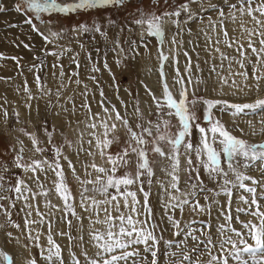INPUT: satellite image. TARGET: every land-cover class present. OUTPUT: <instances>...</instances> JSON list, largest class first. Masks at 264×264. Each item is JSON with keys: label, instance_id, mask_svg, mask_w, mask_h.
Returning a JSON list of instances; mask_svg holds the SVG:
<instances>
[{"label": "snow or ice", "instance_id": "6c2138e0", "mask_svg": "<svg viewBox=\"0 0 264 264\" xmlns=\"http://www.w3.org/2000/svg\"><path fill=\"white\" fill-rule=\"evenodd\" d=\"M129 2L131 0H22V3L15 4V11L22 12L27 17L25 23L48 44L53 42L50 37L62 38L63 29H53L54 16L89 10L102 12L106 6L123 8ZM151 2L158 4L159 0ZM192 4H197L199 11L194 12L190 7ZM209 10L217 16L215 21L211 16L208 19L213 32L219 28L213 43L214 51L219 54V64H211L204 75L199 62L194 64L190 53L184 50L185 63L181 72L180 50L169 48L165 52L164 45L182 48L183 42L177 36L182 31L192 32L191 28L184 26L195 21L202 23L200 12ZM4 11L5 6L0 4V13ZM136 11L140 15L133 23L144 28L141 34L143 47L150 48L145 37L159 39L156 57L159 61L158 88L153 90L140 81L148 98L143 108L139 100H134L129 110L128 103L119 97L121 107L117 108L108 99L100 81L91 75L88 79L94 83L99 95L94 105L92 99L96 93L78 78V71L66 74L60 63L72 49L57 45V50H42L43 56L55 58L50 67L60 69L59 77L62 79L67 75L68 82L83 85V91L79 93V104L68 96L67 103L71 107L60 104L58 110L52 112L53 106L49 103L44 114L39 107L35 109L43 138L36 131L13 129L28 137L31 148L18 135L15 143L6 142L7 152L13 156L11 168L0 160V213L5 217L0 223V235L3 236L0 264H145L149 257V264H162L164 255L169 257V264H201V257L205 254L209 257L207 264H232L233 261L235 264H264V142H250L244 138V129L238 126L242 135H235L223 121L224 115L235 123L242 115L260 113L259 128L251 119L247 121L251 130L249 135L264 136V98L251 103H236L204 95L219 93L227 96L229 93L224 92L226 86L233 90L231 95L246 94L245 89L259 91L260 81L264 80V0H217L216 3L208 0L207 5L204 0H185L175 10L160 14L144 13L139 6ZM182 13L184 20L180 19ZM43 14H48L47 20L43 19ZM245 16L249 18L248 22L243 19ZM34 20L49 26L47 34ZM225 21L239 22L240 38L229 36ZM169 22L177 29L171 38L166 30ZM108 23L115 24V21L109 20ZM248 23H252V27ZM72 31L78 34L94 32L107 38V32L96 23L91 26L80 24ZM205 37L211 42L206 32ZM242 41H246L247 47ZM115 44L112 51L119 48L123 53L119 40ZM220 44L233 49L236 55L221 51L216 46ZM24 47L29 48V45ZM79 47L83 49L84 44L80 43ZM129 52L133 61L141 55L137 41L129 42ZM78 56L79 53H75L70 57L77 69L80 67ZM6 58L0 53V59ZM85 58L92 61V53L87 52ZM128 58L127 55L118 58L117 66L122 65L127 70L123 61ZM11 59L20 66L19 58L13 56ZM34 59L40 62L32 64L29 71L34 72L39 92L49 96L51 89L46 90L39 75L45 62L39 57ZM170 60L173 67L171 79L165 71V64ZM103 68L115 81L106 59ZM100 70L93 63L91 71ZM53 75H57L56 72ZM73 77L77 78L73 81ZM236 77L240 80L237 81ZM249 79L252 83H248ZM64 87L61 82L56 91L57 98L62 95ZM112 87L119 91L115 83ZM23 90L29 101L25 107L31 110L30 102L39 97L32 94L27 80ZM94 107L99 111L94 112ZM0 111H3L6 126L7 110L0 105ZM198 111L203 115L198 116ZM13 115L20 123V113L14 112ZM49 115L53 118L51 126ZM82 124L88 130L87 140L84 139L85 132L78 131ZM62 128L77 133L74 148V142L61 131ZM57 136L59 140L55 139ZM68 148H72L71 154L66 153ZM222 155L226 158L223 165ZM97 156L102 163L96 162ZM158 171L161 175L157 174ZM252 171L259 172V177L249 174ZM182 175L187 178L182 180ZM12 179H15L14 184ZM154 195L161 207L160 218L155 216L151 203ZM52 196L60 203H53ZM221 196L224 197L223 204L217 199ZM3 201L9 203L6 205ZM18 203L19 212L23 213V228L12 219V209L17 208ZM186 211L189 215L208 218L215 211L216 223L213 224L211 219L198 222L177 218V212L183 217ZM197 223L205 226L193 227ZM164 224L168 225L167 229ZM8 226L22 232L29 241L21 245L23 252L15 250L13 241L20 244V238L8 230ZM168 230L173 237L183 236V239L165 240L163 233ZM58 238L66 239L67 243L58 242ZM189 239L195 242L191 246L188 245ZM162 242L167 246L164 251L160 247ZM33 248L37 250L35 253ZM173 248L178 250L172 251ZM214 249L219 254H213ZM192 253L196 256L193 257Z\"/></svg>", "mask_w": 264, "mask_h": 264}, {"label": "rangeland", "instance_id": "374dc122", "mask_svg": "<svg viewBox=\"0 0 264 264\" xmlns=\"http://www.w3.org/2000/svg\"><path fill=\"white\" fill-rule=\"evenodd\" d=\"M15 1H16V3H22V0H15ZM204 1H207V0H204ZM61 2H64V0H61ZM184 2H185V0H167V3H165V0H159L158 4H154L151 2V0H143V3L141 4L140 0H131V2H129L127 4V6L123 7V8L107 6L105 8V10L102 12H97L95 10H89V11H82L80 13L72 14L69 16H65L64 14H59L58 16H54L55 24L53 25V29L56 31H60L61 29H63L62 38H54V43L53 44H51V43L46 44L42 48V50L45 48L47 50H50V51L51 50H57V45H60L64 48H65V46H67V48H71L73 55L75 53H79L78 60L80 63V67H79V69H77L76 66L72 63V61L71 60L69 62L66 61V59H65L66 57H65L62 60V62H60V63L63 64L64 71L66 73L69 74L72 71L80 72V71H82V68H84V71L89 73L88 76H91V75L96 76L97 80L100 81L101 86L104 87V90H105V93H106L108 99L113 104H115L117 106V108H119V105H120L118 102L119 100L117 101L119 104L118 105L116 100H115L116 98L113 97V94L116 97H119V99L126 101L129 105V110H131V107H132L134 100H139L140 101V107L143 108V105H142V102L140 99V93H139L140 81H143V73L141 71V58H140L141 55L136 59V61H133L131 59L132 54L129 52V42L130 41H137V46H138L139 52H140L141 47H143V44L141 42L140 32H139V29L143 28V27L137 26L133 23V21L136 18H139V15H140V13L136 11V8H137V6H139L141 11H143L144 13L155 12L156 14H160L164 11H173V10H175L176 6H178ZM0 4H2V0H0ZM4 13H7V11L2 12L0 15H2ZM20 13H22V12H20ZM28 15L31 16L32 14L29 13ZM43 19L47 20L48 14H43ZM180 19L181 20L185 19V16L183 13L181 14ZM109 20L115 21V24H109L108 23ZM34 23H36L38 28H39V26L43 25L42 23H40L39 20H34ZM93 23L100 25L102 28V31L107 32V38L101 36L99 33H94V32L75 35V33L72 31V29L74 27H77L80 24H87V25L91 26V25H93ZM190 23H192V22H190ZM16 25H18V24H14V26L13 25H11V26H13V28H15ZM121 29H123V31H121ZM4 30L5 29H3L2 31H4ZM2 31H1V33L4 36L5 32H2ZM172 31H173V34H175L177 29L173 26ZM42 32H45L47 34V31H42ZM93 36L95 37V39L92 38ZM181 37H182V35L180 34L177 37V39L181 40L180 39ZM145 39L148 42L152 41L151 39L156 40V42H158V44H159L158 38L146 37ZM116 40H119L120 48L124 49L123 53H120L119 48L116 49V52L112 51V49L114 47H116V44H115ZM80 43L84 44L83 49H81L79 47ZM43 44H44V41H43ZM15 46H16V44H15ZM16 48H17V46H16ZM185 48H187V47H185ZM96 49H99V52H97ZM87 52L92 53V56H93L92 61L86 60L85 57H86ZM66 55H69V53H66ZM125 55H127L129 57L127 60L123 61V63L128 66L127 70H125V68L122 65L117 66V64H116V60L118 58L123 59V57ZM4 56L7 57L4 60L8 61V60H12L11 57H13L15 55H12V56L4 55ZM15 57L20 59V66L18 67L16 62L14 60H12L14 63V68H15V70H14L15 73H13L14 74L13 77L12 78H10V76L8 78L3 77L4 79H0V82L2 81L3 83H7V82L9 83V82H12L13 79H15V81L17 83L20 82L21 87H23L22 85H24V81L27 80L28 72L30 75H31V73H33L32 71H29V68L34 63L39 64L40 60L34 59L32 61V64H30V63L25 64L24 58H22L21 55H19V56L16 55ZM34 57H39L40 59L44 60V62H45L44 66L39 70V75L41 76V83L43 85H45L46 74H47V72L50 71V70H48V66H49L48 60L51 56L45 57L42 55V52H41L40 54H38V53L34 54L33 58ZM105 59L107 60L109 67L112 70V74L115 75V81H113L112 75L109 73V71L103 68V62ZM1 60H3V59H0V61ZM198 62H199V60H198ZM93 63H95L97 67H100L101 70L99 72H92L91 71V67H92ZM23 69H26V71H28V72L24 73ZM68 69H70V70H68ZM54 71L57 73V71L60 72V69L56 68V69H54ZM1 74H2V72H0V75ZM53 81H54V85L51 86V88H50L51 89V95L44 96L42 93L39 92V89H37V92L35 94H33L34 96H37L39 98L32 100L30 102L32 104V109L30 111L28 110V108L25 107V104L28 103L29 101L25 97V94L22 93L24 99H20L19 101L21 102V104H20L21 108L24 110L25 115L28 117V119H26L27 121L20 118V123H17L16 117L13 115V113L15 112L13 110V108H10L11 109L10 113L8 112L9 107H12L11 104H9L7 102V99H5V100L2 99L5 102H3L0 99V105H3L4 109H6L7 113H8L7 125L5 126V124L0 121V160L4 161L9 166V168H11V166H12L13 154L11 152H7V143L6 142L15 143V137L18 135L20 137V139H22L24 141L25 145L28 148H31V143H30L28 137H26L22 132L13 131V129L23 128L28 132L36 131L37 135H39V136H41V138H43L42 133L40 132L39 122L35 118V116H36L35 109L37 107H39L40 112L42 114H44L45 106L50 103L53 106L51 111L55 112V110L58 109V105H60V104L65 105L64 95H66L68 90L73 89L72 84L68 82V78L66 80L65 77H63L62 79L60 78L59 81H58V78H56V79L54 78ZM89 81L91 83H93L91 80H89ZM27 82H28V85H30V82L28 80H27ZM61 82L64 83L65 87L63 89H61L62 95L59 98H57L56 91L60 87ZM65 83H67V84H65ZM114 83L119 86L118 92H116L112 87V85ZM93 85H94V83H93ZM107 85L109 86L108 88H110V90L113 92L112 96H111L112 98L106 92ZM16 88H18V84H17ZM92 88L96 90L95 85ZM15 90L17 92H21V90H17V89H15ZM123 90H126L128 93H131L130 98L128 100H126L125 98H123L121 96V92ZM75 93L77 95H79L80 92L78 90H76ZM198 94H204V93H198ZM204 95H212V94L209 93V94H204ZM2 98H4V96ZM261 98H264V96ZM229 100L232 102H236V101H233L231 99H229ZM79 103H80V101H79ZM236 103H240V102H236ZM247 103H251V102H247ZM197 107L199 108V105ZM30 112H31V117H32L31 119H29V116H28L30 114ZM0 113H1V115L4 116L3 111H0ZM197 115L202 116L203 113L198 111ZM259 115H260V113L249 114L248 116L242 115L241 117L236 118L235 123H233L230 126H227V125L226 126L229 129L233 130V133L237 136L242 135V133L237 130V126L239 128L244 129V138L249 139L247 137V133H248L247 131L250 129L248 127L247 121L251 118V120L254 123V121H255L254 118L259 116ZM244 121H245V123H244ZM52 122H53V118L51 117V115H49V125L50 126H51ZM255 125L257 128H259L261 126L259 122L258 123L256 122ZM6 131L8 132L7 136H5ZM61 131H63L65 133V135L74 142L73 143V145H74L75 139L73 138V136L70 135V133H68L67 130L61 129ZM55 139L59 140L60 137L57 136V137H55ZM249 141L259 143V142H264V138H262V139H257V138L249 139ZM193 142L195 143V132L193 135ZM68 149H66V153H67ZM115 150L116 149L114 147L113 151H115ZM26 155H30V153L26 152ZM225 159L226 158H224L222 155V165L224 164ZM193 161L195 163V161H196L195 156H193ZM157 174L161 175L159 173V171L157 172ZM201 174L203 176H205V178H206V173H204L202 171ZM249 174L256 176V177H259V175H260L259 172H257V171H252ZM5 175L8 176L9 173H5ZM186 178L187 177L184 176V179H186ZM11 183L14 184L15 179H12ZM246 183H250V182H246ZM72 184H73V190L75 191V182L73 181ZM5 187L6 188L8 187L7 183L5 184ZM209 187H211V185H209ZM6 195L11 196L12 194L6 193ZM234 196H235V193H234ZM234 196H233V200L235 199ZM217 199H220L222 204L224 203V197L223 196L218 197ZM3 203H5L7 205L9 203V201H3ZM151 203H152L153 208H154L155 216L157 218H160L162 215V213L160 211L161 207L157 204V201L155 200V195L152 197ZM201 203H204V201L201 200ZM19 208H20V205L18 203L17 208L12 209V213H13L12 219L14 221H16L17 223H20L21 227L23 228V221L21 219V217L23 216V213L19 212ZM184 215H183V217H181L179 212L176 213L177 218H181L184 221H187L186 218L187 217L190 218L189 216H191V219H189V220H196L199 222V221L211 219L212 223L215 224L216 223L215 217L217 214L215 211H213V216L211 218H208V217H204V216H198L196 214L189 215L186 211L184 213ZM244 218L245 217L243 216V214H241V219H244ZM4 219H5V217L3 216L2 213H0V223H3ZM160 222L163 223V221H160ZM163 226L166 229L168 228L167 224H164ZM204 226L205 225H202L200 223L193 225V227H197V228L204 227ZM8 230L13 231L14 235L18 234L20 236V238H22L23 244L29 243V241L25 238V235L22 232L11 228V226H8ZM197 234H199V233H197ZM163 235H164L165 240H169V239L182 240L183 239V236L173 237L171 234V230L165 231L163 233ZM58 242H60L59 239H58ZM194 243L195 242H193L189 239V241H188L189 246H191ZM13 246L14 247L17 246L15 241H13ZM0 247H3V236L2 235H0ZM160 247H161V251H164L167 246L165 244H163V242H162ZM16 249H18V248H15V250ZM18 250H16V251L17 252H23L22 249H20L19 251ZM171 250L177 251L178 249L173 248ZM36 251L37 250L35 248L32 249L33 253H35ZM213 254H219V253L214 249ZM145 255H147V254H145ZM192 255H193V257H195L196 253H192ZM172 259H176V258L173 257ZM208 259H209V257L207 254L203 255L201 257V264H207ZM149 261H150V257L148 260L145 261V264H149ZM162 264H169V257L167 255L163 256ZM232 264H235V262L233 261Z\"/></svg>", "mask_w": 264, "mask_h": 264}, {"label": "bare ground", "instance_id": "6f19581e", "mask_svg": "<svg viewBox=\"0 0 264 264\" xmlns=\"http://www.w3.org/2000/svg\"><path fill=\"white\" fill-rule=\"evenodd\" d=\"M212 3H216L217 0H211ZM205 5H207L208 0L204 1ZM2 4L5 6V9L7 11V13H4L2 15H0V33L3 29H5L2 32H5V35L3 36V34H0V52L3 53L4 55H21L22 58H24L25 64L30 63L32 64V61L34 60L33 55L38 53L40 54L42 52V48L46 45L45 42L43 44V40L42 38L34 31H32L30 25H28L27 23H25L26 17H24L21 13H18L15 11V4L16 1L15 0H2ZM190 7L192 8V10L195 11H199V6L197 4H192L190 5ZM1 14V13H0ZM201 16H203V22H192L189 25H185L184 27L186 28H191L192 32L191 34H189L186 31H182L180 34L182 35V37L180 38L181 41L183 42L182 48L179 45H170V44H165L164 45V51L167 52L169 48H173V49H179L180 50V55H179V67L181 69V72H183V65L185 63V58L182 54V52L184 50H187L190 55L192 56V60L193 63H197L199 60V64H200V68L203 70V74L206 75L208 73L209 70V66L211 64H219V54L216 53L214 51L213 48V43L215 41V39L217 38V35L219 33V28H217L216 32H213V30L209 27V19L208 17L211 16V19L213 21H215L217 19V16L215 15L213 10H209V12H200ZM246 22L249 21L248 17H244L243 18ZM228 32H229V36L230 37H236V38H240L241 36V32H240V27H239V22L233 24L231 21H225ZM14 24H18L16 25L15 28H13ZM13 25V26H11ZM249 27H252V23H248ZM2 27V28H1ZM49 26L47 24H43L41 26H39V29L41 31H47V28ZM201 29H203L204 31H201ZM233 29H235V31H233ZM166 30H167V36L168 38H171V36L173 35V26L171 24V22L166 24ZM140 32V36L141 34L144 32L143 28L139 29ZM205 32L207 33V35L209 37H211V42L206 41V37H205ZM75 35H78V33H75ZM246 35V34H245ZM178 37V36H177ZM146 38V37H145ZM51 40L53 41L51 44L54 43V37H51ZM152 41L148 42L150 48L149 49H145L144 47H141L140 49V54H141V71L143 73V83L147 84L150 88H152L153 90H156L158 88V66H159V61L157 60V47L159 46L158 42H156V40L151 39ZM191 41V43H189ZM245 43V47H247V43L246 41H242ZM56 43V42H55ZM17 48H16V46ZM28 44L29 48H25L24 45ZM217 47H220L221 51L226 52L228 55H236V53L233 51V49L227 48L225 47L223 44L220 45H216ZM257 46H259L257 44ZM187 47V48H185ZM65 48H67V46H65ZM194 49V51H193ZM149 51H150V55H149ZM197 53L199 54L197 56ZM73 55V53H69V55H64L60 62H62V60L65 58L66 61H70V57ZM65 61V60H64ZM205 61H207V63H205ZM55 62V58L54 57H50L48 60L49 66H48V70H50L49 72H47L46 77H45V86H46V90L50 89L51 86L54 85V78H58L59 81V72L57 71V75H53L54 69H52L50 67V65ZM66 63V62H65ZM83 65V64H82ZM66 66V65H65ZM227 67V62H225V68ZM235 70H239L238 66H234ZM27 69V68H26ZM26 69H23V72H28L26 71ZM149 69H151V71H149ZM15 68H14V63L12 60H1L0 61V72H2V74L0 75V77H9L12 78L13 77V73ZM70 70V69H68ZM165 71L168 73L169 79H171V76L173 74V67L171 66V60L169 62H167L165 64ZM193 71L195 72L196 69L194 68ZM33 72V71H32ZM66 73V72H65ZM68 74V73H66ZM79 79L81 81H83V83L88 84L89 88L91 89L92 93H96L95 89H93L92 87L94 86L93 83H91L88 80V75L89 73H87L86 71H84V68H82V71L79 72ZM225 75L227 74V72L225 71L224 73ZM68 76L65 75V79L67 80ZM77 77H73V81L76 79ZM237 81L240 80L239 77H236ZM12 80V79H11ZM27 80L30 82V85H28V87L31 89L32 94H35L37 92L38 86L35 83V79H34V72L31 73V75L28 72V76H27ZM57 81V82H58ZM23 83V82H22ZM248 83H252L251 79H249ZM18 84V88H16ZM21 83H17L15 81V79H13L12 82H7V83H3L2 81L0 82V99H7V102L9 104H11L12 107H9L8 112L10 113L11 109L13 108V110L15 112H19L20 113V118L23 120L28 119V117L25 115L24 110L21 108V102L19 101L20 99H24L23 94H25V97L27 98L28 94L23 90V87H21L20 85ZM67 84V83H65ZM73 86L72 90H68L66 95H64V103L65 106L67 107H71L70 104L67 103V97L68 96H72L74 101L78 104L80 101V96L77 95L75 93L76 90H78L79 92L83 91V85H76L74 82L71 83ZM20 86V87H19ZM23 86V85H22ZM33 87V88H32ZM67 87V86H66ZM109 86L107 85L106 87V92L107 94L111 97L112 96V91L110 90V88H108ZM15 89L17 90H21V92H17ZM95 90V91H94ZM173 91H175V89H173ZM233 90L228 88L227 86L224 88V92L229 93V95L227 96H223L219 93H211L212 96H216L217 98H225V99H231L233 101L236 102H240V103H245V102H254L256 99L261 98L264 96V80L260 81V89L259 91H257L255 88H252L251 90L245 89L246 94H240L238 93L237 95H231V92ZM139 93H140V99L142 102V105L144 107L145 101L148 100V98L145 96L144 94V88L142 87L141 83L139 86ZM4 96V98H2ZM121 96L123 98H125L126 100H128L130 98L129 93L126 90H123L121 92ZM113 97H115L116 102L119 100L117 99V97L113 94ZM112 98V97H111ZM91 99V97H90ZM99 99V95L96 93L95 95V99H92V103L95 105V101ZM3 101V100H2ZM131 101V100H130ZM5 102V101H3ZM119 102V101H118ZM117 102V104H118ZM150 102V101H148ZM119 105V104H118ZM120 108V105H119ZM29 110V109H28ZM58 109H56L55 111H57ZM30 111V110H29ZM93 111H99V108L94 107ZM261 115V114H260ZM260 115L254 118V124L257 122L260 123ZM29 116V115H28ZM259 117V118H258ZM78 119L80 117H77ZM251 119V118H250ZM0 121L2 123H4V116L1 115L0 113ZM27 121V120H26ZM33 121V120H32ZM223 121L225 122V124L227 126H230L233 124V121L229 118L228 115H225L223 117ZM241 121V120H240ZM57 123H60V121H56ZM236 122V121H235ZM245 123V121H244ZM245 126V125H244ZM3 127V126H2ZM242 127V126H241ZM62 130H67L68 133H70V135L73 136V138L76 141L77 138V133L73 132L71 129H63ZM78 131H84L85 132V136L84 139L87 140L89 137L87 136V131L84 128V125L82 124L80 126V128L78 129ZM250 130H248L247 132V137L249 139H262L264 138V136L262 135H256V136H251L249 135ZM76 145H73V148ZM85 147H87V145L85 144ZM72 152V148H69L67 150V154H71ZM72 159L75 160V157H70ZM82 159H87V160H91L90 157H82ZM96 162L102 163V161L99 159V157L97 156L96 158ZM184 179V176L182 175V180ZM236 195V194H235ZM235 197V196H234ZM155 200H156V196H155ZM52 201L53 203H60V201L55 198V196H52ZM235 201V199H234ZM43 210V209H42ZM161 211V208H160ZM162 213V212H161ZM185 216V215H184ZM190 218H186L187 220L191 219V216H189ZM250 218V217H249ZM17 236H19L18 234H16ZM20 238V236H19ZM60 240V242L62 244H66L67 241L66 239L61 240L60 238H58ZM20 244H17V246H15L14 248H18L19 250L22 249L21 245L23 244L22 242V238H20ZM43 243V238L42 241ZM15 245V244H14ZM16 249V250H18ZM18 250V251H19ZM23 251V249H22Z\"/></svg>", "mask_w": 264, "mask_h": 264}, {"label": "crops", "instance_id": "0c3cea01", "mask_svg": "<svg viewBox=\"0 0 264 264\" xmlns=\"http://www.w3.org/2000/svg\"><path fill=\"white\" fill-rule=\"evenodd\" d=\"M22 14V13H21ZM23 15V14H22ZM24 17H26L25 15H23ZM27 18V17H26ZM51 38V37H50Z\"/></svg>", "mask_w": 264, "mask_h": 264}, {"label": "flooded vegetation", "instance_id": "af4514ba", "mask_svg": "<svg viewBox=\"0 0 264 264\" xmlns=\"http://www.w3.org/2000/svg\"><path fill=\"white\" fill-rule=\"evenodd\" d=\"M107 7V6H106Z\"/></svg>", "mask_w": 264, "mask_h": 264}]
</instances>
